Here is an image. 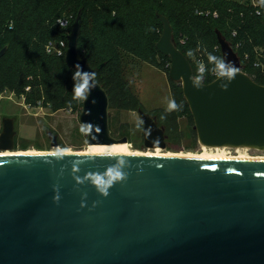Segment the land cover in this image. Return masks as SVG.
<instances>
[{"label": "water", "instance_id": "obj_1", "mask_svg": "<svg viewBox=\"0 0 264 264\" xmlns=\"http://www.w3.org/2000/svg\"><path fill=\"white\" fill-rule=\"evenodd\" d=\"M159 19L156 48L171 59L169 77L182 84L199 144L264 150V84L242 70L232 44L216 30L223 60L239 69L235 78L205 83L177 46L170 20ZM82 21L80 10L67 34L65 62L95 73L88 55L79 54ZM7 49H0V58ZM89 83L94 87L79 115L88 144L128 142L112 135L109 96L96 75ZM139 113L144 146L166 148L156 116ZM2 126L0 151L13 150L15 120L4 117ZM49 137L57 147L58 136ZM110 167L125 179L105 195L94 181ZM0 264H264V160L0 155Z\"/></svg>", "mask_w": 264, "mask_h": 264}, {"label": "rangeland", "instance_id": "obj_2", "mask_svg": "<svg viewBox=\"0 0 264 264\" xmlns=\"http://www.w3.org/2000/svg\"><path fill=\"white\" fill-rule=\"evenodd\" d=\"M206 1L209 4L206 6L217 7L222 15L227 13L226 22L231 31L226 34L233 40V29L237 26L234 24V8L241 9L247 0ZM251 2L254 5L260 4V0ZM105 3L104 6L98 5L83 12L80 53L84 56L90 51L94 67L102 61H108L98 71L97 79L104 84L110 97L112 135L117 138L126 136L132 150L155 151L160 148L163 152L183 155L203 153L182 84L169 77L171 59L156 48V42L163 32L156 10L160 8L172 16L175 42L187 54L192 53L189 55L192 67L197 68L202 64L207 73H216L218 77L215 64L208 59L209 53L223 59L212 26L213 21L210 18L195 17L197 7L193 8L194 6L180 0H106ZM79 9L77 0H3L0 10V42L3 46L7 44L9 50L0 61L5 67L12 69L11 72L0 75V134L2 119L13 118L16 129L13 150L62 151L69 148L84 151L89 148L88 128L79 121L84 99L73 98L74 85H65L63 92L66 100L64 103L53 102V107L45 99H41L37 105L27 102V92L31 89L30 86L23 88L21 81L40 35L49 30L50 34H46L44 43L53 41L51 39L60 32L56 25L57 18L73 17L75 20ZM259 9L263 11V4L259 5ZM24 13L28 15L22 18ZM228 13L233 16L228 17ZM10 20L14 22V27L7 26ZM261 28L264 29V25L250 27L249 37L246 38L247 35L244 39H239L241 46L251 56L245 63L256 67L257 62L264 64V37ZM75 72L76 70L74 74ZM248 72L253 74L251 69ZM65 76L67 79V75ZM70 76L73 78L74 75L70 73ZM33 77L36 76L31 74L28 79ZM73 81L80 82L78 79ZM3 85H8V89H3ZM11 86L19 88L16 90ZM54 92L43 91L53 101ZM57 98L60 99L58 95ZM170 99L181 105L179 110H167ZM140 110L156 116L158 124L165 128L166 148L144 146ZM182 110H186L184 115ZM49 133L58 136L57 147L52 146ZM212 150L217 152L216 148ZM225 150L229 154L247 152L251 155H264V150L261 149L228 147Z\"/></svg>", "mask_w": 264, "mask_h": 264}, {"label": "trees", "instance_id": "obj_3", "mask_svg": "<svg viewBox=\"0 0 264 264\" xmlns=\"http://www.w3.org/2000/svg\"><path fill=\"white\" fill-rule=\"evenodd\" d=\"M180 1L182 3H187V4L191 5L192 7L194 6L193 8L197 7L196 10H200V11H207L208 10V11H210V13L208 15H206L204 13L198 14L195 10L194 15H195V17H200V18H210L211 21H213L212 26L214 28L216 38H217L216 30H220L222 32V34L227 38V40L232 44L233 48L239 54V56L241 58L242 65H243L242 70L244 72H246L256 82H258L260 84H264V74L262 72L264 64L257 62L256 63L257 67H256L254 65H251L250 63H245L247 58L249 57V59H250L251 56L247 51H245V48L243 47V45L241 46V43L239 42V39H244L243 37H245L247 35L248 36L246 38L249 37V28L250 27H254L255 25L256 26H260V25L263 26L264 25V9H263V11H261L259 9V5L263 4V6H264V2H262L260 0L259 5H254L251 2V0H247L244 7H242L241 9L234 8V10H236V13H235L236 23H234V24L237 26H235V28L233 29L234 38H233V40H231V39H229V37L226 34V32L230 34V31H231L229 29V28H231V27H229L230 25L226 22V16L227 15L225 16V14H227V13L222 15V13L220 12V10L217 7L206 6V5H209V4H207L206 0H180ZM105 2H106V0H102V1L101 0H77V3H78L79 8H80L79 11L80 10L82 11V16H83V12L85 10L90 9L92 7H95V6H98V5L104 6V4H106ZM209 2H211V0L208 1V3ZM204 3H206V4H204ZM2 4H3V0L0 1V10H1ZM112 6H115V5H112ZM56 11H57V9L55 8V12ZM214 12H217L218 15L214 16V14H213ZM159 14L165 15L170 20V23L174 29V25L172 23L173 22L172 16L170 14L166 13L165 11L160 10V8H157L156 15H157L158 19H159ZM27 15H28L27 13H24L22 15V18H25ZM231 16H233V14L228 13V17H231ZM59 18H63V17H59ZM59 18H57V19H59ZM69 20H70V25L68 27H62L57 22L56 25L60 29V32H57V35L55 37H53L51 40L58 41L60 39H67V34L70 33V30L72 29V25L75 21L73 17H70ZM159 21H160V19H159ZM237 21H238V23H237ZM160 23H161V21H160ZM9 25H12L11 27H14V22L12 20H10L7 23V26L10 28ZM82 25H83V21H82ZM81 31H82V28H81ZM257 32L258 31H256V33ZM263 32H264V29L261 28V34L264 37ZM256 33H253V34L257 36L258 34H256ZM46 34L49 35L50 31L46 30L38 38L40 40L36 43L34 51H32V56L30 57V60H29L30 62L26 64V68L24 69L21 81L23 83L22 84L23 88L26 86H30V89H31L30 91L27 92V96H28V97H26V99H28L27 102L32 103V104L34 103L35 105H37V104H40L41 99H45V101L48 102L49 105L54 107L53 102L55 104H57L58 101L61 103H64V101L66 100V94H64V92H63L65 85L66 84L75 85L78 82L73 81V78L70 76V73L72 75H74V70H76V69H74V68L72 69V67L70 68L66 64L65 56H58L56 54L47 52L46 45L48 44L49 41L47 43L46 42L44 43ZM80 36H81V33H80ZM217 42H218V38H217ZM218 44H219V42H218ZM4 46H7L9 48V46L7 44H5ZM4 46L0 42V49ZM40 48H41V50H40ZM8 50L9 49H7L6 53L0 58V60L4 59L6 57V55L8 54ZM78 50H79L80 56H82L80 53L81 52L80 38H79ZM180 50L186 55V57L188 59H190L186 50H184L183 48L182 49L180 48ZM220 51H221V49H220ZM86 55H88L89 63L92 65V62H91L92 54H91V52L89 51V52L85 53V55L82 57H85ZM107 64H108V61L105 60V61H102L100 64H98L96 67H94L92 65V67L96 69V72H95L96 78H97L98 71L101 70L103 67H105ZM261 66H263V67H261ZM11 69H12L11 67H5L4 63H1V61H0V75L5 74V72H7V73L11 72ZM20 69H21V67L18 68V70H20ZM193 69H194V73H195L196 77L199 80H203L205 83H209L216 78V75H213V73L212 74L207 73L206 69L204 70L203 73H198L199 66L197 68L193 67ZM248 69H251L253 74L248 72ZM31 74H34L36 77L35 78L33 77L32 79H28V76ZM65 75H67V77H68L67 79H66ZM98 82H99V80H98ZM99 83L102 84V86L104 87V89L108 93V90L105 88L104 84L101 82H99ZM11 87H13L16 90H18V88H19L17 86H11ZM2 88L8 89V85H3ZM43 91H45L47 93H49L50 91H55L53 94L54 101L51 100V97H47L43 93ZM57 95L60 97V99L57 98ZM108 96H109V94H108ZM109 100H110V97H109ZM42 102H44V101L42 100ZM187 105H188V103H187ZM188 107H189V105H188ZM182 112L184 115L186 110H182L181 113Z\"/></svg>", "mask_w": 264, "mask_h": 264}, {"label": "clouds", "instance_id": "obj_4", "mask_svg": "<svg viewBox=\"0 0 264 264\" xmlns=\"http://www.w3.org/2000/svg\"><path fill=\"white\" fill-rule=\"evenodd\" d=\"M262 2H264V0H262ZM9 26L11 27L12 25H9ZM188 55H192V53L189 52ZM208 59H209V62H212L215 64V70L219 73V77L226 78L228 82H231V80H233L236 74L239 72V69L235 67L233 64L223 59H220L212 55L211 53L208 54ZM75 67L77 71L75 72L73 79L74 80L78 79L80 82L74 85V88H73L74 97L73 98L74 99H86V94L90 93L92 87H94V84H90L89 80L92 79L94 81L95 73L83 72L80 65H76ZM200 70L201 72L203 71L202 64L200 66ZM195 86L197 88H200L201 85L197 83ZM220 87L226 90L228 87V84L222 83ZM180 107L181 105H178L174 99H170L168 101V108H167L168 111L179 110ZM52 155L61 156L63 155V152L61 150H57L56 152L52 153ZM123 162H124L123 160L120 161L121 164ZM122 179H125V174L122 173L118 167H110L107 169L106 177L97 175L95 177L94 182L98 187L104 186V192H105V195H107L106 188L110 187L113 184V182L117 180H122ZM54 199L58 201L59 197L57 196Z\"/></svg>", "mask_w": 264, "mask_h": 264}, {"label": "bare ground", "instance_id": "obj_5", "mask_svg": "<svg viewBox=\"0 0 264 264\" xmlns=\"http://www.w3.org/2000/svg\"><path fill=\"white\" fill-rule=\"evenodd\" d=\"M128 142L126 143H113V144H90L89 148L84 151H75L72 149L62 150L63 153H86V154H133V155H151V156H185V157H198V158H244V159H263L264 155H251L247 152H240L238 154H229L225 149L216 148L217 152H213L214 147H203L204 152L200 154L188 153L179 154L174 152H163L160 148H156L155 151H141L132 150ZM202 146V145H201ZM246 148V147H245ZM231 149V148H230ZM244 149V148H243ZM239 150V149H238ZM57 150L52 151H39L37 149L27 150H5L0 151V155L11 154H34V153H54Z\"/></svg>", "mask_w": 264, "mask_h": 264}, {"label": "built area", "instance_id": "obj_6", "mask_svg": "<svg viewBox=\"0 0 264 264\" xmlns=\"http://www.w3.org/2000/svg\"><path fill=\"white\" fill-rule=\"evenodd\" d=\"M196 12L198 14H203L204 13L206 15H208L210 13V11H208V10L207 11L196 10ZM213 14H214V16L218 15L217 12H214ZM57 22L62 27H68L70 25V20H69V18H66V17L59 18ZM67 47H68L67 39H60L58 41H50L46 45V50H47L48 53H53V54H56L58 56H65ZM200 66H199V69H198V73H203L204 70H205V66L203 65V71L202 72L200 70ZM263 71H264V67H263ZM215 75H216V73H215ZM29 106H31V105H29Z\"/></svg>", "mask_w": 264, "mask_h": 264}, {"label": "flooded vegetation", "instance_id": "obj_7", "mask_svg": "<svg viewBox=\"0 0 264 264\" xmlns=\"http://www.w3.org/2000/svg\"><path fill=\"white\" fill-rule=\"evenodd\" d=\"M142 135H143V133H142ZM143 142H144V139H143Z\"/></svg>", "mask_w": 264, "mask_h": 264}]
</instances>
